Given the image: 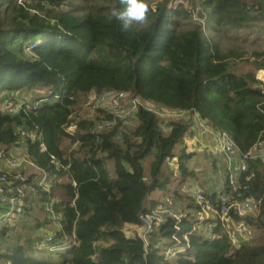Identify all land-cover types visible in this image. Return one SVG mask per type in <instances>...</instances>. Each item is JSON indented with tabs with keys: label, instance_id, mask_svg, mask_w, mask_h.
Instances as JSON below:
<instances>
[{
	"label": "trees",
	"instance_id": "trees-1",
	"mask_svg": "<svg viewBox=\"0 0 264 264\" xmlns=\"http://www.w3.org/2000/svg\"><path fill=\"white\" fill-rule=\"evenodd\" d=\"M166 1L152 10L146 0L145 22L124 30L111 16L113 9L124 8L122 0H0V149L9 153L23 146L38 173L27 178L25 167L20 171L26 178L21 220L25 216L33 226L0 230V264H264L262 160L245 161L246 172L232 193L235 201L259 202L254 216L230 213L231 221L247 227L249 242L234 246L233 231L218 220L194 222L199 210L194 202L181 209L179 222L165 215L143 239L141 216L160 205L151 201L146 206L150 193H169L174 181L165 160L176 159L179 187L195 177L186 167L192 156L183 144L189 123H165L140 110L121 144L119 127L98 135L63 132L70 111L79 109L88 92L110 90L170 110H192L212 129L227 133L240 154L264 141V90L255 71L240 73L236 63H250L245 54L223 51L211 36L264 23V0H189L192 10L173 11ZM82 4L91 9L73 13ZM196 4L204 22L193 21ZM178 20L190 25L180 27ZM203 25L210 35L203 33ZM251 63L255 70L264 68V60ZM19 102L21 108L8 111ZM91 125L83 120L79 131ZM63 142L79 146L68 151ZM42 173L52 179L48 188L37 186ZM31 186L35 192L28 194ZM224 191H230L227 182ZM35 197L38 209L32 206ZM170 197L178 202L182 196L178 189ZM35 210L40 219L32 216ZM47 226L53 227L51 244L70 247L55 263L34 256L42 252L33 244ZM174 237L184 250L168 259L165 252L175 246Z\"/></svg>",
	"mask_w": 264,
	"mask_h": 264
},
{
	"label": "built area",
	"instance_id": "built-area-1",
	"mask_svg": "<svg viewBox=\"0 0 264 264\" xmlns=\"http://www.w3.org/2000/svg\"><path fill=\"white\" fill-rule=\"evenodd\" d=\"M165 0H159L152 8L155 10L156 5L164 3ZM189 0H167L166 8L167 10L173 11L180 8L189 9ZM34 45H28L25 48L26 53H30ZM255 79L261 89L264 90V68L259 69L255 73ZM22 103H18L15 107V111L21 108ZM36 108V106H34ZM91 112L90 115L83 116L81 109ZM144 110L156 115L165 123L185 121L189 123L188 133H196L200 137H211L213 144L218 149L220 153L223 154L225 158V180L230 188L229 192L222 190L216 194L214 203L205 197L202 189L195 187L196 190L193 198L194 203L198 206L199 210L196 212L195 220L197 223L201 221L208 220L210 218H215L225 226L228 230H232L233 233L230 235L232 243L234 246H239L241 242L246 243L250 241V233L244 223H234L231 221L230 213L233 211L235 215L239 217L246 216L251 213L253 209L255 210L259 202H255L252 199H242L235 201L232 193L236 189L237 178L244 172H246L245 161L247 159H260L264 162V141L255 144L246 153L240 154L236 144L230 139L227 133L223 131H217L212 129L208 123L202 120L199 115L192 110H181L175 109L170 110L162 108L155 102H147L141 98L132 95L128 92H117V91H102V92H88L81 102L79 109H73L70 111L68 116V122L63 126V132L69 136H74L81 132L82 134H95L98 135L103 131L112 129L114 127H119L120 134L117 137V142L122 143V134L133 129L136 126V114ZM83 120H88L92 122L91 127L87 128L85 131H79V123ZM164 130H166V124L163 125ZM22 137L28 136V133L20 130ZM79 146V143L74 144L71 147V151ZM43 148V146L41 145ZM20 150L22 154L25 155V148L23 146H15L13 149ZM240 154L241 163H235L234 157ZM166 164L176 169V159L165 160ZM30 164L26 157L19 160L14 157V155L9 152L6 153L4 150L0 149V230L3 228L13 227L15 224L21 220L24 213V197H25V186L26 178L20 174L23 167ZM58 163L56 164V166ZM18 171V172H17ZM16 174V175H15ZM18 181L19 184L16 185ZM52 179L46 174L42 173L41 179L37 182L38 187L48 188L51 184ZM35 188L31 186L27 190L28 194H33ZM186 192V191H185ZM52 206L47 205L45 210L52 215V220H54L52 213ZM155 212V211H152ZM145 214L141 216L142 228L140 231L141 237L144 239L146 235L152 231L154 224H159L162 222L165 215L154 217L153 213ZM156 213V212H155ZM167 213V211L163 212ZM177 222L180 221L184 214L178 213L173 216ZM214 226V225H213ZM178 230L177 227H175ZM53 234L50 233L46 237H42L40 241L33 244V248L36 251H42L51 257L54 254H60L69 248L67 245L51 244L53 242ZM175 246L166 250L165 255L168 259L172 258L176 252L183 251L181 242L177 238H173Z\"/></svg>",
	"mask_w": 264,
	"mask_h": 264
},
{
	"label": "rangeland",
	"instance_id": "rangeland-1",
	"mask_svg": "<svg viewBox=\"0 0 264 264\" xmlns=\"http://www.w3.org/2000/svg\"><path fill=\"white\" fill-rule=\"evenodd\" d=\"M158 1L159 0H150V6L153 7ZM64 9L70 10L69 7H64ZM74 9H75L74 11L72 10L73 13L79 15L82 10H90L91 6L90 5L84 6L82 4L78 8H74ZM198 9H200V7L198 4H196L194 7V10L192 11L193 12V21L196 20L195 16H196V11ZM188 10H192L191 5H189ZM178 25L180 27H187L190 25V22L185 21V20H181V21L178 20ZM202 31L205 35H210L212 33L208 25H203ZM211 36L213 37L215 42L218 43V45L220 46V48L223 51H227L229 49H234V50H237V52H243L245 54L244 59L248 60L250 63L238 61L236 63L237 64L236 67L240 73H242V72L247 73V72H254V71H255V73H257L259 71V70L254 69V66L251 62H254V61L260 62V61L264 60V23L260 22V23L254 24V26L249 30L226 31V32H215V33L213 32V34ZM255 54L261 55V57L260 56H254ZM248 61H246V62H248ZM4 104H6V102H4ZM16 105L17 104H15V103H11V105L8 106V111L11 113L16 112L15 111ZM81 112H82L83 116L90 115L92 117L91 112L88 113V111L84 110L83 108L81 109ZM62 145H63L64 150H68V151H69V149L71 150V147L68 146L67 143L63 142ZM75 150H76V148H75ZM15 152H16V154L14 153V157L16 159L21 160V159L25 158V155L22 154L20 152V150H16ZM234 161H235V163H241L240 154H237L234 157ZM220 166L218 167V170L216 169V166L214 167L217 172H220V170L223 169L222 165H220ZM107 168L110 171V173H112L113 164L111 161L107 162ZM25 169H26L25 177H27V178H28V175H33V176L35 174L38 175L36 170L34 168H31L29 165H26ZM19 171H21V170H19ZM168 171L171 172L173 177H174V181L171 184V186H172L171 188L172 189L178 188L179 187V181H180L178 171L174 168H169ZM16 174H20L21 176L23 175L20 172H18ZM191 179L194 183H197V185L199 186L200 189L201 188L204 189L201 186L200 182H198V181L196 182L195 177H192ZM225 182H226V180H225ZM223 184H224V186H223V190H224L225 183H223ZM181 187H184V191H186V193L190 196V198L187 196H183V194L180 193L182 197H181V200H179L180 202L178 201L177 203H175L174 198L172 199L171 197H166V199L163 200V193L160 191H155V192L150 193L149 200H158V201L162 200L160 205L155 210H153L156 213L152 212L153 214H155V215H153L154 217L157 218L158 216H161L164 214H168L169 216H175L178 213H182V214L185 213V211L181 210L180 208L183 209L184 206H188L191 203L193 204L194 200L192 197H194V195H195L194 191L196 190V188H195V186L191 185L189 180L182 183V185L178 189L179 190L182 189ZM181 192H182V190H181ZM39 201L40 200L37 197L31 199L32 206H34L33 208L38 209L41 206L40 205L41 203ZM257 209H258V207L255 210L253 209V211L247 215H253V216L256 215V212H258ZM165 211H167V213H163ZM32 213L31 214L34 218H39V219L41 218V214H39L38 211L35 210ZM195 217H196V213L193 214V219H194L193 221L197 223L198 220H195ZM208 220H205V221H208ZM203 222L204 221H201L200 223H203ZM25 223H27L30 226H33L32 220H28L25 216H23L22 220H19L18 223L13 226V229L15 230V229L22 228V226L25 225ZM27 229H29V228H27ZM52 230H53V227H51V226H49V227L47 226L46 228H44L42 237H46L48 234H50V231H52ZM38 234L41 235L40 232H38ZM24 236L25 235L23 233L22 237H24ZM73 245H75V244H73ZM67 248H69V247H67ZM34 256L35 257H41L43 259V261H45V262L55 263L58 260L57 258L59 256V254H54L51 257H48V254H46V253L37 252V253H34Z\"/></svg>",
	"mask_w": 264,
	"mask_h": 264
},
{
	"label": "crops",
	"instance_id": "crops-1",
	"mask_svg": "<svg viewBox=\"0 0 264 264\" xmlns=\"http://www.w3.org/2000/svg\"><path fill=\"white\" fill-rule=\"evenodd\" d=\"M183 144L186 149L187 154H191V159L187 162V169L188 171H192L195 173V179L196 182H200L201 186L204 188L202 189L204 195L206 198H208L211 203H214V199L216 194L221 192L223 190V186L225 183V158L222 153L218 151V149L215 147V145L212 142L211 137H200L196 133H186L183 139ZM16 148L12 149L10 152L14 155L16 154ZM222 165V170L220 172H217L215 170H218V167ZM221 167V166H220ZM212 168V169H211ZM214 169V170H213ZM222 171V172H221ZM191 183V185L197 187V183H194L192 179H187ZM186 180V181H187ZM172 187V186H171ZM169 188V193H163V200L166 199V197H170V195L173 192L178 191V188L172 189ZM182 189L179 190V193H182L183 196H187L190 198V196L184 191V187H181ZM199 188V186H198ZM182 190V192H181ZM209 194V195H208ZM167 195V196H166ZM181 195V194H180ZM181 200V199H179ZM151 201H155L158 204L162 202L158 200H149V197L147 199L146 206L149 207V203ZM175 201V200H174ZM187 201V200H186ZM180 202V201H179ZM175 203H177L175 201ZM183 208H186L184 206ZM182 209V208H180ZM196 213V212H195ZM194 213V214H195ZM215 218H210V221H213ZM208 220V221H209ZM214 225V224H213ZM75 246H78V242H74Z\"/></svg>",
	"mask_w": 264,
	"mask_h": 264
},
{
	"label": "clouds",
	"instance_id": "clouds-1",
	"mask_svg": "<svg viewBox=\"0 0 264 264\" xmlns=\"http://www.w3.org/2000/svg\"><path fill=\"white\" fill-rule=\"evenodd\" d=\"M124 8L113 9L111 16L120 22L124 30H128L134 23L143 24L147 18L149 6L146 0H122Z\"/></svg>",
	"mask_w": 264,
	"mask_h": 264
},
{
	"label": "water",
	"instance_id": "water-1",
	"mask_svg": "<svg viewBox=\"0 0 264 264\" xmlns=\"http://www.w3.org/2000/svg\"><path fill=\"white\" fill-rule=\"evenodd\" d=\"M196 20L200 22H204L205 20V14L203 13L201 8L196 11Z\"/></svg>",
	"mask_w": 264,
	"mask_h": 264
}]
</instances>
